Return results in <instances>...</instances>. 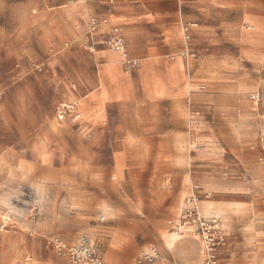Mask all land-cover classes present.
<instances>
[{"label":"rangeland","instance_id":"obj_1","mask_svg":"<svg viewBox=\"0 0 264 264\" xmlns=\"http://www.w3.org/2000/svg\"><path fill=\"white\" fill-rule=\"evenodd\" d=\"M111 1L0 0V226L4 225L0 233L6 236H0V264H24L27 257L31 258V264H75L56 250L53 243L56 237L69 243L84 238L100 251L97 244L100 242L93 231L74 233L73 225L67 222L71 217L92 224L93 211L86 217L85 213L80 214L85 209L65 199L64 196L69 195L66 189L75 185L84 187L95 181L99 195L109 193L111 188L106 190L105 187L110 185L116 190L120 179L108 178L106 172L119 139L130 134L155 142L165 132L162 123L155 129L146 128L148 119H154L155 115L143 112L145 97L140 67L144 45L167 43L171 36H164L153 22L130 27L120 25L115 32L108 24ZM196 1L180 0L182 11L191 16L178 26L179 55L185 60L187 86L185 119L184 123L174 124L177 140L166 148L173 154L181 153L179 163H187L188 156L190 167L186 180L188 185L191 181L199 186V208L205 197L241 202L264 199V137L259 136L258 145L244 146L239 142V134L247 137L243 143L257 139L258 130H254L251 123L243 125L242 130L233 128L232 124H228L230 128L214 130L198 127L203 115L206 117L207 107L255 105L249 99L253 91L259 92V99L252 117H264V64H237L238 43L230 38L242 24L237 8L213 7L203 14ZM262 24L264 14L246 16L242 31H256ZM185 25L188 26L185 33L189 35L186 42L181 31ZM115 36L122 40L126 58L138 60V65L131 67L118 58L121 64L117 62L116 79L122 95L104 102L100 117L93 114L91 119L76 120L72 114L59 120L58 109L62 102L68 105L69 92L78 99L98 90L100 69L110 60L111 41ZM174 56L167 58L171 60ZM237 75L257 88L245 90L235 99L234 92L228 89L238 83ZM101 91L105 95L102 85ZM102 98L104 101L105 97ZM252 117L250 122H254ZM138 124L141 128H137ZM61 140H64L63 145ZM157 148L160 147L153 144L150 152ZM74 154L79 160L76 163L71 161ZM201 171L214 175L211 188L215 190L207 191L195 179ZM133 180L129 198L124 201L128 207L119 209L115 200H99L94 219H121L129 224L131 242L124 252L132 255L133 264L139 252L151 244L158 248L160 257L169 253L164 243L177 258L188 253L184 239L193 237L198 243L200 239L183 232L181 235L188 236L172 242L174 230L168 222L175 219L164 217L168 230L153 225L154 219L164 216L161 201L159 204L148 202L144 209L138 208L135 196H148V192L142 191L145 189L137 179ZM113 193L115 197L116 192ZM200 212H203L201 208ZM61 220L66 224H61ZM221 224L224 236L217 253L223 264L232 243L222 221ZM21 232L28 235V240ZM9 234L18 237L17 251L12 256ZM200 245L201 242L198 251L202 255Z\"/></svg>","mask_w":264,"mask_h":264},{"label":"crops","instance_id":"obj_2","mask_svg":"<svg viewBox=\"0 0 264 264\" xmlns=\"http://www.w3.org/2000/svg\"><path fill=\"white\" fill-rule=\"evenodd\" d=\"M111 2L113 4L108 16L110 26L125 25L130 27L139 23L149 24L153 22L160 28L164 36L166 34L171 36L167 43H159L155 46L145 44L140 67L145 97L143 103L145 110L143 112L155 115L154 119H148L146 128L155 129L159 123H162L165 132L160 134L155 142L147 138L132 137L129 136L130 134L119 139L118 148L114 149L111 155L112 164L109 171L106 172L108 178L115 176L120 179V187H116V190L115 186L110 185L105 187L106 190L111 188L109 193L99 195L97 183L93 181V183L84 187L75 185L67 188L66 194L69 195L64 197L66 200L82 205L85 210H81L80 214L85 213V217L88 216L87 213L92 215L93 211L92 224L84 219L69 218L67 222L73 225L72 231L74 233L83 230L93 231L100 242V244L98 242L97 244L105 263L133 264L132 255L127 251L124 252L131 242L129 224L124 223L121 219L96 221L94 219L96 207L99 200H115L117 207L120 206L119 209L127 208L128 204L125 202L129 198L131 187L134 186L133 179H137V183L145 189L142 191L148 192V196H135L134 199L138 208L144 209L148 202L159 204L161 201L164 216L163 218L154 219L152 221L153 225L160 230H168L164 217L168 216L175 219L178 215L179 205L183 204L184 195L189 191L186 179L188 178L190 161L186 155L187 163H179L177 159L181 153L173 154L170 148L166 147L172 146L173 141L177 140L174 137V124L177 122L184 123L185 119L184 103L187 86L185 60L179 55L181 43L178 26L183 20H189L191 16L182 11L180 0H112ZM133 3H136L137 6L133 7ZM195 3L203 14L213 7L237 8L239 10V20L242 24L230 34V38L236 40L239 47L240 58L237 59V64H264V24L253 32L242 31L246 16L259 17L260 14H264V0H197ZM138 28V31H140L142 26ZM172 31H176V33L172 34ZM174 35L175 37L172 38ZM109 54V62L100 69L99 91L93 90V94L90 96H80L78 99L73 98L72 92H69L70 99L68 103L78 102V108L84 114L80 120L91 119L93 117L91 113L95 110L98 111L97 116L100 117L103 113V103L122 95L116 79L118 75L117 62L120 63L118 60L120 55L113 51ZM168 55L175 56L170 60L167 58ZM236 81L238 83L228 89V92H234L233 98L235 99L240 98L245 90L257 88L254 84H247V80L241 75H237ZM101 85L105 95H102ZM152 89L155 91H152ZM103 96L105 97L104 101L102 100ZM65 103L62 102L61 105ZM152 107L154 108L152 109ZM256 109V104L250 106L247 103L234 105L233 107L225 104L218 105L213 109L207 107L204 113L206 117L204 118L203 115L198 127L214 130L232 126L237 130H242L243 125L251 123L252 128L258 130L257 139L243 143L247 137L244 134H239V142L244 146L245 144L258 145L260 143L259 136L264 137V117L256 118L258 121L252 117ZM251 117L254 122H250ZM137 128H141V125L138 124ZM49 129L53 132L52 127L49 126ZM249 139H252L250 135ZM61 142L63 145L64 140H61ZM153 144L160 148L152 153L150 152V146ZM38 146H41V144ZM71 161L74 163L79 161L76 154H74ZM201 173L195 179L200 181L201 185L208 189L207 191L215 190V188H211L214 186V175L208 171H201ZM113 191L116 192L115 197ZM200 208L202 211L204 210L202 214L205 217L219 218L226 227L232 245L229 246V256L223 264H264L262 261L264 260V199L249 202L207 199L200 204ZM75 213L77 214V212ZM60 222L66 224V221L61 220ZM21 233V235L28 236L23 232ZM0 236L6 237L2 233H0ZM183 237L185 236L182 234L178 239ZM8 238L11 248L10 255L12 256L17 251L18 237L16 234H9ZM162 242L164 243L163 240ZM183 242V245L189 250L188 253L177 258L174 256L172 248L164 243L170 254H161L156 264H202V255L198 251L200 242L198 243L192 237ZM27 258L31 260L30 257Z\"/></svg>","mask_w":264,"mask_h":264},{"label":"built area","instance_id":"obj_3","mask_svg":"<svg viewBox=\"0 0 264 264\" xmlns=\"http://www.w3.org/2000/svg\"><path fill=\"white\" fill-rule=\"evenodd\" d=\"M114 31H118V27H113ZM182 33L185 38V42L189 39V35L185 32L188 31V26H182ZM112 49L119 52L123 51V63L134 67L138 65V60L135 58H126L127 55L124 52V46L122 40L115 36L111 41ZM249 99L258 101L259 92L254 91L249 94ZM58 119H65L66 115L71 116L72 111L68 106H63L58 109ZM74 117L73 119H76ZM189 191L185 195L183 204L180 207V211L175 220H170L171 230H177L181 232H191L197 234L202 241V264H221L217 253V248L223 241V227L221 220L216 217H205L199 208V187L196 185H188ZM54 247L59 253L66 254L69 259L75 264H107L102 259L100 251L94 245L88 243L86 239H81L77 242L69 243L64 239L54 238ZM160 257L158 248L151 244L147 249H143L139 252L134 260V264H153ZM27 264V261L25 262Z\"/></svg>","mask_w":264,"mask_h":264},{"label":"bare ground","instance_id":"obj_4","mask_svg":"<svg viewBox=\"0 0 264 264\" xmlns=\"http://www.w3.org/2000/svg\"><path fill=\"white\" fill-rule=\"evenodd\" d=\"M106 23H107V20H106ZM194 25V24H193ZM195 26V25H194ZM112 27H115V25L114 26H112ZM249 29V28H248ZM182 31V30H181ZM93 51V50H92ZM113 52H115V53H118L119 55H120V60H121V58H122V64H123V57L125 56L124 55V53H123V51H119V52H117V51H115V50H113ZM117 54V55H118ZM118 55V56H119ZM121 63V62H120ZM68 105H66V104H64L63 106H68V107H70L71 108V111H72V113H74L75 114V117H77L76 118V120H80L83 116H84V114H83V112H81L80 110H79V108H78V102H73V103H67ZM255 104H256V102H255ZM93 112H95V113H93ZM92 113H91V115L93 116V114H96L97 115V110H95V111H93ZM191 184V181L189 182V185ZM197 187H199L198 185H196ZM208 196V195H207ZM206 198V200L208 199L207 197H205ZM205 200V201H206ZM204 201V202H205ZM181 202V201H180ZM210 204V203H209ZM178 206V205H177ZM179 207H180V205H179ZM216 210V209H215ZM202 211V210H201ZM204 211V210H203ZM201 213H203V212H201ZM212 214V213H211ZM6 218H3V220H5ZM0 230L2 231V230H4V225H2V226H0ZM181 233H183V232H181V231H177V230H174L172 233H171V238H172V242H174V241H176V240H178V238L180 237V235H181ZM187 233V232H186ZM189 233H191V232H189ZM192 234H194V235H196L199 239H200V237L197 235V234H195V233H192ZM170 235V234H169ZM182 236V235H181ZM183 236H185V235H183ZM165 237H166V235H165ZM164 237V238H165ZM185 237H187V236H185ZM167 238V237H166ZM193 238V237H192ZM194 239V238H193ZM196 239V238H195ZM183 240V239H182ZM185 240V239H184ZM200 242H201V247H202V241H201V239H200ZM221 245V244H220ZM202 250V249H201ZM201 253H202V251H201ZM256 254V253H255ZM202 258H203V253H202ZM25 260L27 261V264H30V259L29 258H25ZM260 260V259H259ZM263 262H264V260H262ZM25 264V263H24Z\"/></svg>","mask_w":264,"mask_h":264}]
</instances>
